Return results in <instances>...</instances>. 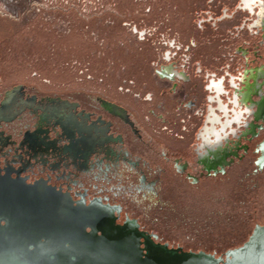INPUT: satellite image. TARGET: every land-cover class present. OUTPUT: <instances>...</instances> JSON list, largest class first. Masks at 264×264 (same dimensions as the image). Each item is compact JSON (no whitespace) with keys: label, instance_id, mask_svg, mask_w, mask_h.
I'll return each instance as SVG.
<instances>
[{"label":"rangeland","instance_id":"374dc122","mask_svg":"<svg viewBox=\"0 0 264 264\" xmlns=\"http://www.w3.org/2000/svg\"><path fill=\"white\" fill-rule=\"evenodd\" d=\"M240 8V0H0V93L23 86L39 101L59 97L93 111L100 97L120 103L129 124L105 117L122 138L113 147L139 166L126 173L124 164L115 167L90 194L108 195L170 246L223 255L264 224V168L250 151L264 139V120L255 122L254 139L243 122L234 126L230 149L246 144L248 153L199 188L175 166L186 161L189 175L201 176L197 135L215 95L210 81H223L232 111L235 94L264 67V33L249 28L254 16ZM36 118L26 111L0 131L18 140ZM142 175L154 190L141 186Z\"/></svg>","mask_w":264,"mask_h":264},{"label":"flooded vegetation","instance_id":"af4514ba","mask_svg":"<svg viewBox=\"0 0 264 264\" xmlns=\"http://www.w3.org/2000/svg\"><path fill=\"white\" fill-rule=\"evenodd\" d=\"M240 6V10L254 16L249 28L261 29L260 31L264 33V0H240ZM251 78L254 83L249 84L248 81L244 92L240 95L235 94L232 111L222 100L225 90L223 81L216 79L210 81L207 91L215 95L209 97L206 121L197 135L199 144L196 164L202 168L201 176L204 178L190 176L186 161L181 166H175L176 173L187 175L186 179L189 180L190 185H198L196 187L199 188L202 179L214 180L216 175L223 174L225 168L230 167L235 159L242 160L245 157L243 152L248 153L246 144V149L239 147L241 143L234 152L230 149V135H237L235 125L243 122L246 134L252 137L251 139L259 136L255 122L264 120V81L261 82L264 79V67L257 68L255 73L252 71ZM15 87L20 88V94ZM254 97L259 100L255 101ZM100 98L97 102V110L93 111L84 108L82 106L84 104L79 101L71 102L59 97L49 96L47 100L39 101L35 95L27 94L23 86H13L0 93V115L4 114L3 118L25 107L13 119L0 120V125L19 119L26 111L37 114L35 129L24 132L18 140L0 131V164H2L0 174H8L12 179H23L27 185L42 184L49 191L68 199L75 207L109 212L113 219L117 218L116 224H122L126 219H135L139 230L155 234L143 229L138 219L129 217L119 203L110 201L108 195L90 194L93 189H98V183L103 184L111 180L109 177L114 169L117 172V169L124 164V169L127 168L126 173L127 170L139 166L128 157L126 151L122 154L113 147V144H118L117 141H122V138L114 131L111 121L105 118L114 117L129 124L127 110L120 103ZM24 101L27 103L25 104ZM239 106L241 108L237 111L236 108ZM244 107L245 111H243ZM249 118L251 121L248 120ZM254 146H251L250 151L258 154L255 165L263 169L264 139ZM159 165L168 170L166 162L162 161ZM36 170L41 171L43 176L31 179L30 175ZM167 170L162 171L166 174L163 177L166 179L163 180V185H167L169 181ZM120 174L123 172H119ZM85 179H89L90 182L87 187ZM57 182L62 184L57 185ZM139 183L148 190H154L155 182H147L144 175L139 178ZM165 187L170 189V186ZM155 235L157 236V239H153L155 242L168 243L160 241L159 236ZM168 245L170 246L169 243Z\"/></svg>","mask_w":264,"mask_h":264},{"label":"bare ground","instance_id":"6f19581e","mask_svg":"<svg viewBox=\"0 0 264 264\" xmlns=\"http://www.w3.org/2000/svg\"><path fill=\"white\" fill-rule=\"evenodd\" d=\"M40 4L35 6L36 9L40 7ZM15 88H18L20 94V88ZM24 108L4 118V114H1L0 120L9 121ZM2 217L6 218V224H9L12 233L9 234L8 239L5 236L6 232L0 229V264H13V261L21 264H37L39 258L34 255L35 251L34 253L27 249L21 251L10 243L14 242L20 247L26 240H33L39 246L41 245L38 242L40 237L46 239L44 251L49 248L48 243H55L53 249L58 255L57 264H76L77 259L69 258L70 252L66 247V237L59 236L57 232L64 228L74 231L82 223L92 230V234L85 242L75 246L77 252L83 255L82 264H102L112 259L110 255L114 250L112 246L114 237L120 244H127L131 248L137 241L134 223L127 221L123 229L117 228L109 212L75 207L68 199L49 191L42 184L27 185L25 180L12 179L8 174H0V219ZM263 226L257 225L250 243L246 246L249 252L258 245L264 248ZM98 231L103 235L101 241L96 235ZM51 232H53L52 235H50ZM76 241L74 243H77ZM27 248L30 249L32 246L29 245ZM146 248L151 250L149 243H146ZM129 262L131 264H202L201 262L189 263L183 259L169 260L155 251H150L146 262L138 258H129Z\"/></svg>","mask_w":264,"mask_h":264},{"label":"water","instance_id":"95a60500","mask_svg":"<svg viewBox=\"0 0 264 264\" xmlns=\"http://www.w3.org/2000/svg\"><path fill=\"white\" fill-rule=\"evenodd\" d=\"M116 219L117 218L115 217L114 222L116 221ZM127 221L132 222L135 225V231L137 234L136 244H134V247L131 248L127 246V244H120L116 237H114L112 243L114 250L110 255L112 259L107 260L102 264H131L129 262V258H138V260L146 262L148 256H150V251H155L156 253L162 255L163 258H167L169 260L183 259L188 261L189 263L201 262L202 264H264V248L258 245L254 247V250L251 252L246 249V246L250 243L257 226L254 227L248 239L244 243H242V245L227 250L222 256H216L215 254L207 253L204 251H186L182 247H171L168 245V243L155 242L153 239H157V236L155 234H149L139 230V225L135 219H126L122 224H115V226L117 228L123 229ZM78 227L74 231H70L64 228L57 233L59 234V236H64L67 239L66 247L70 252L69 258H75L77 259L76 264H82L83 255L77 252L75 246H77L76 244L79 245L85 242V240L88 239V236L92 234V230L89 226L83 225V223L78 225ZM0 229L6 232L5 236L9 239L8 236L10 233H12V230L9 224H6V218L2 217L0 219ZM52 234L53 232H51L50 235ZM96 235L98 238H100L98 240L101 241V237L103 236L102 233L98 231ZM75 240H77V243H74ZM9 241L11 242V240ZM38 242H40L41 245L37 246L35 241L33 240H26L24 243H22L23 246L20 247L14 242H11L10 244L14 247H17L21 251L25 249H27L28 251L32 250L33 253L35 251L34 255L38 256L39 258L37 264H57L58 255L53 249V245L55 243H48L49 248L44 251L43 249L44 247H46L45 237H40ZM146 243L150 244L151 250H147ZM29 245L32 246V248L28 249L27 247ZM113 259L115 261H113Z\"/></svg>","mask_w":264,"mask_h":264},{"label":"trees","instance_id":"16d2710c","mask_svg":"<svg viewBox=\"0 0 264 264\" xmlns=\"http://www.w3.org/2000/svg\"><path fill=\"white\" fill-rule=\"evenodd\" d=\"M236 248V247H235Z\"/></svg>","mask_w":264,"mask_h":264}]
</instances>
